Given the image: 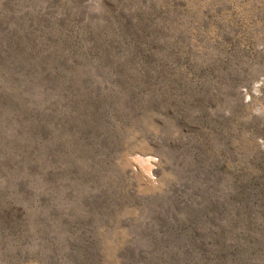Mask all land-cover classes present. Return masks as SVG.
<instances>
[{"label":"rangeland","instance_id":"1","mask_svg":"<svg viewBox=\"0 0 264 264\" xmlns=\"http://www.w3.org/2000/svg\"><path fill=\"white\" fill-rule=\"evenodd\" d=\"M0 264H264V0H0Z\"/></svg>","mask_w":264,"mask_h":264}]
</instances>
